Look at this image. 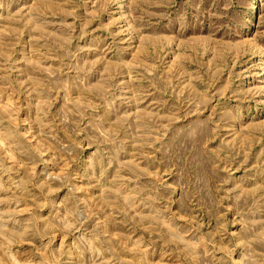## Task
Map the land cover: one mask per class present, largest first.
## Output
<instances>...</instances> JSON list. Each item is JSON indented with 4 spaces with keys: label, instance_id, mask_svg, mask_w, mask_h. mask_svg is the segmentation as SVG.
<instances>
[{
    "label": "rangeland",
    "instance_id": "obj_1",
    "mask_svg": "<svg viewBox=\"0 0 264 264\" xmlns=\"http://www.w3.org/2000/svg\"><path fill=\"white\" fill-rule=\"evenodd\" d=\"M0 264H264V0H0Z\"/></svg>",
    "mask_w": 264,
    "mask_h": 264
}]
</instances>
